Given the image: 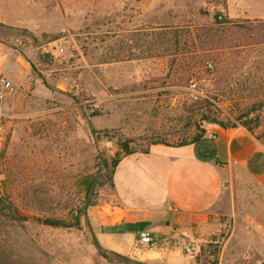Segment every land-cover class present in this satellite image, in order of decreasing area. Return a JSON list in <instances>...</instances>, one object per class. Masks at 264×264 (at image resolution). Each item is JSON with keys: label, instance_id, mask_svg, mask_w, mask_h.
Segmentation results:
<instances>
[{"label": "rangeland", "instance_id": "1", "mask_svg": "<svg viewBox=\"0 0 264 264\" xmlns=\"http://www.w3.org/2000/svg\"><path fill=\"white\" fill-rule=\"evenodd\" d=\"M228 1L0 0V77L12 85L0 93L6 263L137 264L98 249L84 218L80 229L32 220L83 206L80 180L104 173L117 138L140 151L223 123L264 145V0ZM26 64V76L7 75ZM178 240L190 264H264V195L237 197Z\"/></svg>", "mask_w": 264, "mask_h": 264}, {"label": "crops", "instance_id": "2", "mask_svg": "<svg viewBox=\"0 0 264 264\" xmlns=\"http://www.w3.org/2000/svg\"><path fill=\"white\" fill-rule=\"evenodd\" d=\"M28 68L7 75L19 79ZM245 194L264 195V145L241 126L212 125L196 143L156 144L147 153L124 156L113 187L87 208L85 221L108 253L137 264H190L178 247L179 234L214 225ZM142 232L161 237V243L135 251Z\"/></svg>", "mask_w": 264, "mask_h": 264}, {"label": "trees", "instance_id": "3", "mask_svg": "<svg viewBox=\"0 0 264 264\" xmlns=\"http://www.w3.org/2000/svg\"><path fill=\"white\" fill-rule=\"evenodd\" d=\"M217 21V18L215 19ZM175 34L176 38L177 34ZM202 35L197 34L198 39H200ZM177 44V43H176ZM211 123H214V121H208ZM220 127H237L236 125H225L223 123H217ZM245 129L250 131L248 127L245 126ZM205 130H201L200 133H196L190 140H183L175 145H169L165 144L160 141H154L150 143L151 145H156V144H162L166 146H185L189 144H193L198 142L204 135H205ZM258 139V138H257ZM116 144H117V151L114 153V156L109 160V162H104V167H106L105 171L103 174H87L84 175L81 180L80 184L83 187L84 190V203L83 206L78 207L74 210H70L67 214V217L59 218V217H43V218H36L32 219L33 221L37 222L38 224H41L43 226L51 227V228H56V229H80L81 227V219L86 218V210L90 206H94L96 204L95 201V192L96 190L103 186V185H108L110 187H113V174L116 166L119 164L121 159L124 156L133 154V153H147L149 147H147L144 150L138 151L134 147L131 146L132 141L130 139L126 138H117L116 139ZM18 211L16 209H12V214L9 215L10 219L14 220H22V221H27L28 217H18ZM95 246L99 249L100 247L98 246L97 242L95 241ZM104 255V253H103ZM118 256V255H116ZM121 257V256H120ZM4 255L1 254L0 251V264H8L6 263L4 259ZM125 258V257H122Z\"/></svg>", "mask_w": 264, "mask_h": 264}, {"label": "built area", "instance_id": "4", "mask_svg": "<svg viewBox=\"0 0 264 264\" xmlns=\"http://www.w3.org/2000/svg\"><path fill=\"white\" fill-rule=\"evenodd\" d=\"M206 66L209 69L212 68L211 63H207ZM11 88H12L11 82L7 80L6 78L0 77V93L4 90L5 91L11 90ZM189 91L191 93L192 98L197 99L199 93H198V89L195 83H192V82L190 83ZM0 100H1V96H0ZM161 240H162L161 237L155 238L148 232H142L139 235L138 242L134 245V250L135 251L140 250L143 247H156L161 243ZM183 250H185L186 252H190L191 248L188 246H184Z\"/></svg>", "mask_w": 264, "mask_h": 264}]
</instances>
